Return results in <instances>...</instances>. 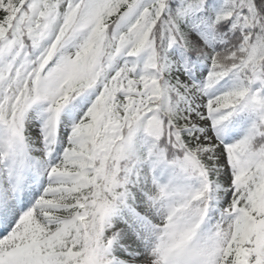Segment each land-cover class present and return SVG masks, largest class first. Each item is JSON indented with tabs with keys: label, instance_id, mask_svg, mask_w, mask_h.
Listing matches in <instances>:
<instances>
[{
	"label": "snow or ice",
	"instance_id": "1",
	"mask_svg": "<svg viewBox=\"0 0 264 264\" xmlns=\"http://www.w3.org/2000/svg\"><path fill=\"white\" fill-rule=\"evenodd\" d=\"M0 264H264V0H0Z\"/></svg>",
	"mask_w": 264,
	"mask_h": 264
}]
</instances>
